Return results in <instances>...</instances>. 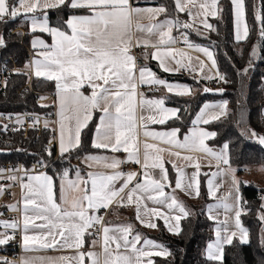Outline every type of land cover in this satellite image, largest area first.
Masks as SVG:
<instances>
[{
	"label": "snow or ice",
	"instance_id": "obj_1",
	"mask_svg": "<svg viewBox=\"0 0 264 264\" xmlns=\"http://www.w3.org/2000/svg\"><path fill=\"white\" fill-rule=\"evenodd\" d=\"M230 3L235 19V39L246 41L250 38L251 29L246 19L245 0H230ZM174 7L178 12H187L189 16L199 18L203 28L210 32L216 31V28L208 22V17L219 18L223 12L220 0H174ZM57 8L83 10L84 14L70 15L64 22L66 28L52 27L49 25L47 10ZM38 11L41 13L40 18L36 15ZM22 12L25 15L31 14V32L47 33L52 38L51 44L39 37L32 40L37 58L26 67L31 69L32 75L37 79L55 82L61 157L82 147V131L88 127L94 113L100 112L102 115L95 129L92 147L112 153L124 151L127 153V160L107 155L85 156L84 162L92 170L82 175L77 169L74 179L70 178L68 169L63 170L59 196L52 176L46 173L27 175L25 172L27 182L20 183L24 193L22 218L0 221L5 229L13 230L11 234L0 232V245L15 240V231L20 230L21 246L26 252L59 248L73 250L74 253L71 256L22 258L20 264H154L152 257L170 256L171 252L166 247L151 239L144 238L143 246L138 247L142 237L138 232L134 233L131 224L106 225L103 217L94 213L108 209L114 203L119 206L134 205L136 218L145 227L157 228L155 219L159 218L163 219L169 232L181 235V221L189 218L191 212L174 193L179 189L187 195L199 197L198 176L201 167L197 158L182 155V152L209 155L215 159L218 169L207 181L209 195L218 201L207 206L208 218L217 224L215 240L206 248L207 259L223 264L226 245H232L234 241L242 245L249 244L250 232L242 223V216L250 211L240 192L241 185L245 182L236 178L237 169L231 166L230 145L224 143L219 152L215 151L206 141L214 139L217 133L203 127L189 129L182 140L179 138L180 128L163 132L148 130L149 123L165 124L171 118L180 119V110L166 107L165 98H146L139 91L142 85L163 86L168 92L175 89L177 95H189L191 90L158 78L146 65L138 66L137 57L132 50L142 48L143 58L157 60L159 67L165 72L181 69L203 72L204 61L197 57L194 66L185 50L174 47L179 41L173 35V30L189 29L193 24L181 23L178 18L160 20L161 15L168 16L166 5L141 7L136 0H0V21H4L6 17L16 19ZM254 18L260 22L259 37L264 40V12L257 11ZM144 20L148 23H142ZM197 32L199 34V29ZM181 40L188 49L203 53L211 62V68L217 69V61L210 49L191 43L183 33ZM4 44V37L0 36V46ZM259 47L257 45L252 48L251 56L258 55ZM148 49L154 51L148 52ZM172 62L175 63V68L169 66ZM248 72L249 67H246L237 74L244 76ZM205 78H218L224 83L228 82L218 69L214 76ZM85 87L90 89V94L84 93L82 89ZM204 91L209 92L210 89L205 88ZM145 109L153 114L143 115ZM138 111L141 114L138 115ZM229 115L227 100L218 104H205L192 124L208 125ZM23 122L17 118V123ZM240 122H243V114ZM37 123L38 119L33 121L32 126L35 127ZM44 126L48 127L47 121ZM3 128L6 129L7 125ZM141 132L145 138L142 158ZM242 135H247L264 146V134L255 129L247 127ZM149 139L169 147L161 148L157 143H149ZM46 151L51 156V149ZM165 151L186 161V166L195 168V172L189 177L183 168L173 164L177 169L173 194L165 193V187H171L162 156ZM125 162L139 164L142 171L124 173L121 165ZM221 165L226 167L221 168ZM157 169L160 172L159 179L153 175ZM260 170L264 171V166ZM9 171L15 172L17 169ZM141 176L142 181L139 179ZM222 176H229L231 185L226 195L217 197L216 193L223 185L216 184L215 180ZM7 178L17 180L15 175ZM133 181L136 182L133 184ZM117 182H120L119 187ZM3 191L0 188V194ZM261 200L264 201V195ZM146 201L164 206L168 212L157 207L149 208ZM9 207L12 211L19 210L16 205ZM260 208L258 219L264 225V203H261ZM220 209L226 214L223 220L218 216ZM97 226L102 252L85 251L86 237L93 235L90 229ZM259 239L261 247H264V227L261 228ZM97 244L98 241L94 239L93 248ZM0 264L16 262L0 258ZM261 264H264V260H261Z\"/></svg>",
	"mask_w": 264,
	"mask_h": 264
},
{
	"label": "trees",
	"instance_id": "obj_2",
	"mask_svg": "<svg viewBox=\"0 0 264 264\" xmlns=\"http://www.w3.org/2000/svg\"><path fill=\"white\" fill-rule=\"evenodd\" d=\"M139 6L142 5H166L168 16H160V20L165 18L179 19L181 23H192L187 12H178L174 7V0H136ZM246 19L251 29L250 38L246 41H236L234 38V18L230 0H220V7L223 12L219 18H211V24L216 31H208L203 26L193 24L192 28H178L173 30L174 36L182 33L186 34L193 44L204 45L212 49L217 61L218 70L227 78V83L216 80L198 78L190 70L184 73H167L163 71L156 60L152 58L144 59V50H135L138 66L146 65L157 77L167 81L187 84L192 87L190 95H177L168 92L149 90L147 95H159L165 98V103L177 107L180 119L171 118L165 124L157 125L160 128L178 127L181 135L185 134L194 120L196 114L203 104L213 99H223L228 101L230 115L220 121L205 125L214 130L217 136L210 139V145L222 146L224 143L230 145V163L243 175L252 165H264V146L257 140L242 135L245 128L250 127L258 133L264 134V40L259 37L260 22L255 20L257 11L264 12V0H245ZM48 17L51 26L66 28L64 23L70 15L84 14L83 10H73L70 8L48 9ZM41 17V13H36ZM31 14H22L16 19L5 18L0 21V36L4 37L5 44L0 46V68L4 65L15 64L21 71L13 72L7 80L4 93L0 96V112L18 113L24 110L37 112L49 116L55 111L54 102L51 99L39 102V98L44 97L42 93L55 94V82L47 81L43 78L37 79L31 76L30 69L26 67L31 59V39L35 35L43 36L51 41L47 33L31 32L29 21ZM199 29V34L197 32ZM259 45L258 55L251 56L252 48ZM152 52V49H148ZM13 60V61H12ZM251 60V66L249 61ZM249 67L247 75H238V71ZM27 73V75H25ZM220 88L223 91L220 95H211L204 92V88ZM47 105V107L43 106ZM55 113V112H54ZM243 114V122H240ZM99 112H96L88 127L82 131V147L65 153L63 157L56 153L55 149V128L53 125L40 130L30 128L25 131L18 127L9 135L10 144L1 146L5 153H0V163L6 161H23L26 166L32 164L39 165V169L45 171L53 177L58 196L60 177L63 170L68 169L70 176L79 168L80 157L87 153H95L104 149L92 147V140L96 126L98 124ZM3 124L0 123V131ZM51 142V143H50ZM46 149H51V156ZM169 180L173 192L176 175L172 166H168ZM241 185V195L247 202L246 207L250 209L247 215L242 216L243 226L249 229L250 243L246 245L234 241L232 245L224 248L223 264H261L264 260V247L260 245L261 228L264 225L258 219L261 212V196L264 195V187L254 180H243ZM174 195L191 212V216L181 221L183 232L175 235L168 231L164 222L157 218V228L145 227L136 218L134 209L120 207L116 213L125 210L128 222L133 226L134 232H138L143 238L150 237L162 243L170 252L168 257H153L154 264H216L209 261L205 256V249L208 243L214 238V221L207 215V204L212 200L206 185V176L200 177V196L193 199L175 190ZM105 222L120 221V217H112L115 208L112 207ZM8 255L15 253L14 244L8 243L0 245V253ZM0 258L3 257L0 254ZM10 261H15L9 259Z\"/></svg>",
	"mask_w": 264,
	"mask_h": 264
},
{
	"label": "crops",
	"instance_id": "obj_3",
	"mask_svg": "<svg viewBox=\"0 0 264 264\" xmlns=\"http://www.w3.org/2000/svg\"><path fill=\"white\" fill-rule=\"evenodd\" d=\"M141 7H156V6H154V5H142ZM193 11H195V9L193 10ZM188 17H189V19H190V21L193 23V24H196V25H200V26H202V24H201V21H200V19L199 18H194L193 16H189L188 15ZM212 17H208V22L209 23H211V21H210V19H211ZM233 18H234V15H233ZM142 23H148V21L147 20H144V21H142ZM30 24H31V20L29 21V29H30ZM49 25L51 26V24H50V22H49ZM52 27H55V26H52ZM70 31V30H69ZM37 37H39V38H43L47 43H49V44H51V42H52V38H51V41H48V40H46L43 36H40V35H35V36H33L32 37V39H31V42H32V40L34 39V38H37ZM176 38H177V40L179 41L177 44H175L174 45V47L175 48H177V49H183V50H185L186 52H187V54H188V56H190L191 58H192V63H193V65L195 66V61H196V58L198 57L199 58V60H201V61H204V63H205V68H204V70H203V72H201V71H199V70H197V71H195V72H192V73H194L198 78H202V79H207V78H205V77H207V76H214L215 75V72L217 71V69H218V65H217V69H212L211 68V62L210 61H208L207 60V57L206 56H204V54L203 53H200V52H197V51H195L194 49H188L187 48V45L186 44H184L183 43V41L181 40V35H179V36H175ZM234 38H235V19H234ZM236 40V39H235ZM237 41V40H236ZM196 45H199V44H196ZM199 46H201V47H206V48H208V49H210L209 47H207V46H204V45H199ZM31 59H30V61H32L33 59H35V58H37V54H36V50L35 49H33V47H32V43H31ZM137 49H139V48H134L132 51H133V54L136 56V54H135V50H137ZM211 51H212V49H210ZM152 51H154L153 49H152ZM213 52V51H212ZM215 57V56H214ZM178 59H180V57L178 56L177 57ZM186 59V58H185ZM155 60V59H154ZM157 61V60H156ZM157 63L159 64V62L157 61ZM169 66L170 67H173V68H175L176 67V65H175V63L174 62H172V63H170L169 64ZM31 70V69H30ZM184 71L186 72V70H184V69H181L180 71H174V72H167V73H184ZM32 72V71H31ZM153 72V71H152ZM159 78V77H158ZM160 79H162V78H160ZM165 80V79H164ZM207 80H216V79H207ZM167 81V80H166ZM167 82H169V83H172V84H179V85H181V86H185V87H187V88H189L190 90H191V93L193 92V89H192V87L191 86H189V85H187V84H183V83H178V82H172V81H167ZM154 90V91H160V92H168V90H167V88H165V87H163V86H158V85H142L140 88H139V91L140 92H142V93H144V95H145V97L146 98H148V99H157V98H162V97H160L159 95H147L146 93L149 91V90ZM83 91H84V93L86 94V95H88V94H90V89H88L87 87H85L84 89H82ZM176 91L177 90H173V92H168V93H173V94H175L176 93ZM55 92H56V90H55ZM54 92V93H55ZM190 95V94H189ZM222 101H224L223 99H213V100H209V101H207V102H205L204 104H203V106L205 105V104H218V103H221ZM165 106L166 107H168V108H175V109H178L177 107H175V106H171V105H168V104H166L165 103ZM202 106V107H203ZM54 107H55V118H54V120H49V119H46V120H44L43 121V126H44V124H45V121H47L48 122V124L49 125H53L54 126V128H55V149H56V153L57 154H60V151H59V144H58V136H59V125H58V123H57V121H58V119H59V117H58V110H59V105H58V100H57V97H56V94H55V101H54ZM201 107V108H202ZM199 112H200V110L198 111V113L196 114V116H195V118H194V120L196 119V117H197V115L199 114ZM263 112H264V108H263ZM100 113V112H99ZM95 114V113H94ZM139 114H141V113H139V111H138V115ZM143 115H145V116H148V115H151V114H153L151 111H149V110H147V109H145L144 110V112L142 113ZM100 115H102V113H100ZM100 115H99V117H100ZM94 116V115H93ZM98 123H99V119H98ZM98 125V124H97ZM157 125H159L158 123H156V124H152V123H149V125H148V130H150V131H157V132H163V131H169V130H171L172 128H178V127H171V128H160V127H158ZM193 127H203V128H205L206 130H208V131H214V130H212V129H210V128H207L205 125H192V126H190V128L189 129H191V128H193ZM189 129H188V131H189ZM188 131L185 133V134H187L188 133ZM184 135V134H183ZM183 135H181L180 134V136H179V138L182 140L183 139ZM94 137H95V132H94V136H93V139H94ZM144 140H145V138H144V136H143V133L141 132V135H140V142H141V158H142V153H143V142H144ZM210 140V139H209ZM209 140H207L206 141V143H207V145L209 146V147H211V148H213L215 151H217V152H219L220 150H221V148H222V146H214V145H210L209 144ZM93 141V140H92ZM148 142L149 143H157L158 144V146L159 147H161V148H168L169 146L168 145H166V144H163V143H161V142H159V141H153V140H151V139H149L148 140ZM176 149H173V151H175ZM89 154H92V155H107V156H116L117 158H119V159H121V160H127V153H125L124 151H121V152H119V153H112V152H110L109 150H103V151H99V152H95V153H87V154H84V155H82L81 157H80V161H79V163H80V165L81 166H79V170L81 171V174L82 175H84L87 171H89V170H92V169H89V167H88V165L84 162V158H85V156H87V155H89ZM182 155H192L194 158H197L198 159V162L200 163V165H201V167H200V172H199V176H198V179H199V181H200V177H201V175H205L206 176V185H207V181L209 180V179H211L212 178V173H214V172H217V167H216V161H215V159H213L211 156H209V155H206V154H204V153H199V152H197V153H187V152H182ZM162 156H163V159H164V161H165V168L167 169V172H168V178H169V170H168V166H172L173 167V164H176V165H179L181 168H183V170L187 173V175L190 177L192 174H193V172H195V168L194 167H191V166H186L187 165V162L186 161H184V160H182V159H177L176 157H174V156H171V155H169V153L167 152V151H165L164 153H162ZM138 165V167H139V171L138 170H133V171H131V172H141L142 170H141V166L139 165V164H137ZM232 166V165H231ZM224 167H226V166H224V165H221V168H224ZM233 167V166H232ZM233 168H235V167H233ZM173 169H174V171H175V175H176V178H177V169L176 168H174L173 167ZM76 172V171H75ZM40 173H45V171H43V170H40V171H36V172H32V173H30L29 175H38V174H40ZM47 174V173H46ZM47 175H49V174H47ZM153 175L155 176V178H157V179H159L160 178V172H159V170L157 169V170H155L154 172H153ZM50 176V175H49ZM241 177H242V175H240L238 172H236V178L238 179V180H240L241 181ZM70 178H75V173L73 174V175H71L70 176ZM141 181L143 180V177L141 176L140 178H139ZM54 180V179H53ZM170 181V180H169ZM23 182H27V178L23 181ZM136 181H133V184L135 183ZM215 183L216 184H222L223 186L217 191V193H216V196L217 197H220V196H224V195H226L227 194V192H228V190H229V187H230V185H231V179H230V177L229 176H222V177H217L216 178V180H215ZM120 186V182H117V187H119ZM174 188H175V186H174ZM207 189H208V186H207ZM177 191H179V192H181V193H183L184 195H186V196H189V197H191V198H193V199H195V198H197V197H195V196H190V195H187L185 192H183V191H181V190H179V189H176ZM240 192H241V188H240ZM165 193L166 194H173V192L171 191V190H169L168 189V187L166 186L165 187ZM209 193V192H208ZM12 197L6 202V207L5 208H8V209H10V207L9 206H11V205H16L17 206V208L19 209V215L17 216V218L16 217H14L15 218V220H21V218H22V210H23V195H24V193L22 192V189H21V187H20V190H15L13 193H12ZM58 196H59V191H58ZM125 197H126V193H125ZM211 197V196H210ZM218 201H217V199H215V198H213L212 197V200L207 204V206L209 205V204H215V203H217ZM146 203H147V206L149 207V208H152V207H157V208H160L162 211H164V212H168V210H167V208L166 207H164V206H161V205H156V204H153L151 201H146ZM112 207H114L115 208V211H114V213L112 214V217H117L118 218V216L120 217V221H112V222H105V224L106 225H127V224H130L129 222H128V219H127V215L124 213V211L125 210H121V212L120 213H116L117 212V210L118 209H120V207H127V208H132V209H134V211H135V214H136V207L134 206V205H132V206H119L118 204H113L110 208H108V209H102V210H100L99 212H97V213H94L95 215H98L100 212H102V211H106L107 212V216H108V213H110L111 212V208ZM11 210V209H10ZM206 211H207V215H208V210H207V207H206ZM173 214H175V213H173ZM214 214H217V213H214ZM225 213H224V211L222 210V209H220V210H218V216H219V219L220 220H223L224 218H225ZM157 219V218H156ZM156 219H155V222H156ZM118 220H119V218H118ZM162 221H163V219H161ZM140 222V221H139ZM164 222V221H163ZM165 224V223H164ZM216 226H217V224H216V222L214 221V238L209 242V243H211V242H214V240H215V228H216ZM167 227V226H166ZM90 232H91V229H90ZM20 233H21V231H20ZM135 233V232H134ZM142 237V236H141ZM144 238H147V239H151L152 241H154L155 243H157V244H160V245H163L162 243H160V242H158V241H156V240H154L153 238H150V237H144ZM143 237H142V240H141V243L138 245V247H142L143 246V239H144ZM130 239H131V237H130ZM94 240V238H92V236L90 235V236H87L86 237V244H85V251H87V250H93V251H96L97 253H101L102 252V249H101V247H100V244H99V240L100 239H95V240H97L98 241V244H97V246L95 247V248H93V245H92V241ZM208 243V244H209ZM164 246V245H163ZM22 247V246H21ZM165 247V246H164ZM207 248V247H206ZM74 253H73V250H64V249H59V248H57V249H47V250H38V251H25L24 249H23V247H22V254L20 255V259L17 261V263L16 264H20V260L22 259V258H31V257H35V256H47V257H60V256H71V255H73ZM205 256H206V249H205ZM152 259H153V257H152Z\"/></svg>",
	"mask_w": 264,
	"mask_h": 264
},
{
	"label": "built area",
	"instance_id": "obj_4",
	"mask_svg": "<svg viewBox=\"0 0 264 264\" xmlns=\"http://www.w3.org/2000/svg\"><path fill=\"white\" fill-rule=\"evenodd\" d=\"M13 61V60H12ZM16 71H21V68L17 67L15 64L12 66L4 64L0 68V96L4 93L6 83L8 80V77ZM30 74L32 76V72L30 70ZM40 95H43L46 97V99H41L39 98V102H43L45 100L51 99L53 102L55 101V94L53 93H42ZM17 118L23 120V124L17 123ZM55 118V113H51L49 116H45L42 114H39L37 112H30L27 110L18 112V113H3L0 112V123L4 125H7V128L0 131V145L1 146H6L7 144H10L11 140L9 138V135H11L14 130H16L18 127H22L26 130L30 128H38L42 129L43 128V121L46 119L49 120H54ZM39 120V123L36 124L35 127H33V121L34 120ZM2 148V147H0ZM124 161H126L124 159ZM10 169H17L15 172L9 171ZM0 188H3L4 191L2 194H0V210L1 209H6L5 210V215L7 216H13L16 217L19 215V210L18 211H12L6 207V198L8 196H11L12 193L15 190H20V183L21 181H24L27 178V175H29L32 172L40 171L39 165L37 164H32L31 167L26 166L25 162L23 161H6V162H1L0 163ZM121 170L124 173L131 172L133 170H138L139 167L137 164L132 163V162H125L121 165ZM25 172H27V175H25ZM15 175L17 177L16 181L10 180L7 177ZM99 216L103 217L104 221L106 220L107 217V212L102 211L98 214ZM98 227H94L91 229V232L93 233L92 238L94 239H100V233L98 232ZM1 231H11L13 232L12 229H5L4 227L0 226V232ZM16 239L13 240V244L15 247V253L13 255H8L5 252L0 253L3 257L11 258L13 260L18 261L20 259V255L22 254V247H21V233L20 230L15 231Z\"/></svg>",
	"mask_w": 264,
	"mask_h": 264
},
{
	"label": "rangeland",
	"instance_id": "obj_5",
	"mask_svg": "<svg viewBox=\"0 0 264 264\" xmlns=\"http://www.w3.org/2000/svg\"><path fill=\"white\" fill-rule=\"evenodd\" d=\"M264 166V165H252L251 168L247 169V171H245L241 177V179L243 180H247V181H250V180H254L256 181L258 184H260L261 186L264 187V171H261V167ZM11 196H8L6 198V201H8L11 197ZM262 203H264V201H262ZM5 210L6 209H1L0 210V221H12V220H15V218L13 216H7L5 215ZM1 227H3L2 225H0ZM1 232H7L9 234H11L12 232L11 231H1ZM13 242L10 241L9 243Z\"/></svg>",
	"mask_w": 264,
	"mask_h": 264
},
{
	"label": "water",
	"instance_id": "obj_6",
	"mask_svg": "<svg viewBox=\"0 0 264 264\" xmlns=\"http://www.w3.org/2000/svg\"><path fill=\"white\" fill-rule=\"evenodd\" d=\"M205 88H207V87H205ZM208 89H210L209 92H206L208 94H211V95H220L221 94V91H219L220 88H208ZM5 152H7V151L6 150H3L2 148H0V153H5Z\"/></svg>",
	"mask_w": 264,
	"mask_h": 264
}]
</instances>
